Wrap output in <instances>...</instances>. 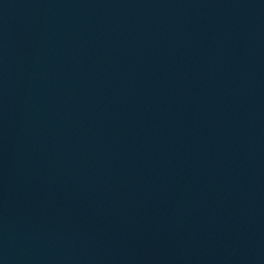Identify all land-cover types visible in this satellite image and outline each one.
Masks as SVG:
<instances>
[{"label": "water", "instance_id": "water-1", "mask_svg": "<svg viewBox=\"0 0 264 264\" xmlns=\"http://www.w3.org/2000/svg\"><path fill=\"white\" fill-rule=\"evenodd\" d=\"M0 264H264V0H0Z\"/></svg>", "mask_w": 264, "mask_h": 264}]
</instances>
